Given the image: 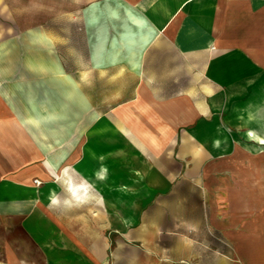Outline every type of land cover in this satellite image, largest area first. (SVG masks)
I'll use <instances>...</instances> for the list:
<instances>
[{
    "label": "crops",
    "instance_id": "1",
    "mask_svg": "<svg viewBox=\"0 0 264 264\" xmlns=\"http://www.w3.org/2000/svg\"><path fill=\"white\" fill-rule=\"evenodd\" d=\"M65 41L85 51L83 69L68 67ZM109 49L122 58H110ZM167 55L173 60H165L163 73L148 75ZM118 64L135 76V99L118 107L116 121L104 117L101 130L120 135L151 115L161 131L133 137L127 143L140 148L131 153H101V190L131 194L112 200L116 247L110 251L104 233L78 234L54 218L59 228L55 243L40 251L44 264H205L206 249L215 256L220 238L231 244V256H252L251 242L264 241V0H0V210L47 209L53 190L35 188L34 180L70 164L75 158L61 145L76 141L45 129L66 118L71 101H86L76 81L86 65ZM161 80H207L214 88L162 94L153 88ZM18 93L26 114L14 108ZM195 97L230 98L210 109L228 112L227 123L190 135L188 126L204 125ZM129 111L133 125L125 120ZM24 186L27 196L17 200L15 189Z\"/></svg>",
    "mask_w": 264,
    "mask_h": 264
},
{
    "label": "rangeland",
    "instance_id": "2",
    "mask_svg": "<svg viewBox=\"0 0 264 264\" xmlns=\"http://www.w3.org/2000/svg\"><path fill=\"white\" fill-rule=\"evenodd\" d=\"M65 29H67V26H65ZM69 44L68 41L61 43L60 51L62 57L67 61L73 62L68 67L83 69L85 66V51L79 48H70ZM108 54L110 58L114 57L115 60L121 57V52H118L117 49H109ZM169 56L157 58L162 65L156 66L154 69L148 67V75L159 76L160 73H163L161 70L165 68V60H167L168 64L173 60V57ZM86 67V70L76 75V81L78 89L87 95V102L84 98H82V101L77 99L76 103L71 101L72 110L71 112L67 111L66 116L64 115L66 118L62 117L63 119L59 124L45 129L48 132L52 130L60 131L64 135L62 137L66 138L67 141L69 136H71L72 140L75 139V144L69 145L65 143L61 145V149L64 151H68L70 148L69 154L75 159L73 158L74 160L70 164L63 166L60 173H56L55 176L50 175L51 173L47 171L50 175L48 179L34 180L33 186L35 188L48 191V193L53 190L51 197L46 199L45 206L47 209L15 208L12 211L0 210V264H18L17 261L21 259L29 261L31 264H44L46 258L42 256L40 251L46 245L55 243L52 235L57 232L56 228H59L58 225L54 224V218L60 220L78 234H82L86 230L94 233H104L110 239V251L116 247L117 241L114 234L117 232V210L113 206L112 200L118 196L129 199L131 194L117 193L116 191L106 193L101 190V153L108 151L111 156L116 153L117 149L122 154H126L131 153L133 147L140 148L138 145L130 146L127 142L139 140L138 136L150 137L158 135L161 131L158 128L160 120L151 115H140V119L135 122L139 129L132 130L131 128L123 127L120 135L112 128H102L101 130L104 117L108 116L109 121H116L118 107L132 104L135 98L130 97V93L136 83L135 76L123 64L109 65L103 68L99 65H86ZM153 84L154 90L162 94L176 93L181 89L196 91L203 87L207 91V89L214 88L213 83L207 80L198 84L192 80H161L154 81ZM16 99L14 100V108L17 110L22 109V114H26V106L19 104L18 100L21 99L19 98V93ZM192 99L194 104L203 105L205 113L200 117L201 120L203 119L204 125L197 128L196 122H194V124L188 126L190 135L196 137L197 133L200 135L202 132H205L206 135L210 134L212 132V122L227 123L228 112H220L218 110L210 112V109H212L213 101H215V105L227 106L230 98L195 97ZM234 99L238 103L244 101L245 98L236 97ZM62 100H65V98L62 97ZM17 101L18 103H16ZM64 107L67 108L66 105ZM73 107L76 110V114L72 112ZM10 110L14 111L12 107ZM129 118L131 119L129 124L133 125L134 113L132 111L126 114L125 120ZM74 125L75 128L72 127ZM68 126H71L72 130L68 131L65 129ZM224 131H226V135L230 136L228 128H225ZM173 134L177 135V131ZM117 135L120 137L117 138ZM233 135L231 134V136ZM133 137L136 139H133ZM51 139L52 136L49 140ZM117 140H119V145ZM55 146L58 148L57 145ZM144 147L143 151L149 154L148 146ZM228 147L226 145V148ZM10 148L11 146L2 147L4 150H10ZM52 150L53 148L50 146L47 151L52 153ZM89 150L93 154L92 160L86 154ZM130 161L129 159V161L123 160L121 162L128 163ZM86 173L88 174L87 176H85ZM24 187H19L20 190L15 189V193L18 195L17 200L27 196L26 187L28 186ZM4 190L6 189L0 186V194ZM0 196L3 197L2 194ZM107 204L109 206L108 213L106 212ZM131 209V202H126L125 213H131ZM102 220L104 223L108 221L109 226L105 227L106 224ZM220 239L216 241L218 247L215 249V256H208L209 250L206 249L205 264L218 259L220 264H264V241L251 242L252 244L248 248H250L253 255L241 258L231 256V244Z\"/></svg>",
    "mask_w": 264,
    "mask_h": 264
}]
</instances>
